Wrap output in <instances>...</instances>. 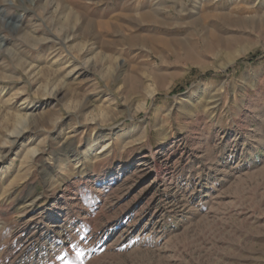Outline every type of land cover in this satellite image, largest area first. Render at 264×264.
<instances>
[{
    "label": "rangeland",
    "instance_id": "obj_1",
    "mask_svg": "<svg viewBox=\"0 0 264 264\" xmlns=\"http://www.w3.org/2000/svg\"><path fill=\"white\" fill-rule=\"evenodd\" d=\"M0 264H264V0H0Z\"/></svg>",
    "mask_w": 264,
    "mask_h": 264
},
{
    "label": "bare ground",
    "instance_id": "obj_2",
    "mask_svg": "<svg viewBox=\"0 0 264 264\" xmlns=\"http://www.w3.org/2000/svg\"><path fill=\"white\" fill-rule=\"evenodd\" d=\"M131 11H132V9H130L128 13H130ZM149 15H150L149 13H145V14L142 15V17H143V18H147V17H149ZM128 16H130V15H128ZM106 25H109V22H107ZM106 25H105V27H106ZM105 27H104V28H105ZM107 27H108V26H107ZM105 29H106V28H105Z\"/></svg>",
    "mask_w": 264,
    "mask_h": 264
}]
</instances>
